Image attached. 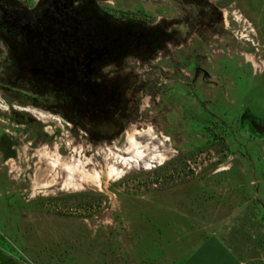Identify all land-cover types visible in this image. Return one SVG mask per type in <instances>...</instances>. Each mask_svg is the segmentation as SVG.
Segmentation results:
<instances>
[{
    "label": "rangeland",
    "instance_id": "374dc122",
    "mask_svg": "<svg viewBox=\"0 0 264 264\" xmlns=\"http://www.w3.org/2000/svg\"><path fill=\"white\" fill-rule=\"evenodd\" d=\"M217 4L231 62L206 61L216 87L186 89L171 67L113 144L15 80L0 53V262L179 264L211 238L264 264V133L243 117L264 121V0Z\"/></svg>",
    "mask_w": 264,
    "mask_h": 264
},
{
    "label": "flooded vegetation",
    "instance_id": "af4514ba",
    "mask_svg": "<svg viewBox=\"0 0 264 264\" xmlns=\"http://www.w3.org/2000/svg\"><path fill=\"white\" fill-rule=\"evenodd\" d=\"M217 1L0 0L1 64L26 87L60 98L59 110L91 140L113 144L171 67L186 89L216 87L206 61L215 55L226 65L220 53L231 48ZM243 117L264 133V121Z\"/></svg>",
    "mask_w": 264,
    "mask_h": 264
},
{
    "label": "crops",
    "instance_id": "0c3cea01",
    "mask_svg": "<svg viewBox=\"0 0 264 264\" xmlns=\"http://www.w3.org/2000/svg\"><path fill=\"white\" fill-rule=\"evenodd\" d=\"M208 240L213 245H205ZM202 245H195L190 253L179 264H242L239 256L221 241L208 239Z\"/></svg>",
    "mask_w": 264,
    "mask_h": 264
},
{
    "label": "trees",
    "instance_id": "16d2710c",
    "mask_svg": "<svg viewBox=\"0 0 264 264\" xmlns=\"http://www.w3.org/2000/svg\"><path fill=\"white\" fill-rule=\"evenodd\" d=\"M1 260H3V259L1 258ZM0 264H5V261L3 260L2 262H0Z\"/></svg>",
    "mask_w": 264,
    "mask_h": 264
},
{
    "label": "bare ground",
    "instance_id": "6f19581e",
    "mask_svg": "<svg viewBox=\"0 0 264 264\" xmlns=\"http://www.w3.org/2000/svg\"><path fill=\"white\" fill-rule=\"evenodd\" d=\"M131 147V146H130ZM134 152V151H133Z\"/></svg>",
    "mask_w": 264,
    "mask_h": 264
}]
</instances>
